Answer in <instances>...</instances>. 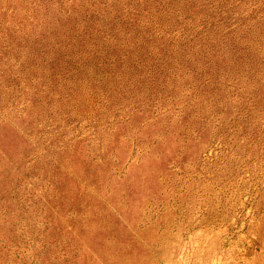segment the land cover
<instances>
[{
    "label": "rangeland",
    "instance_id": "rangeland-1",
    "mask_svg": "<svg viewBox=\"0 0 264 264\" xmlns=\"http://www.w3.org/2000/svg\"><path fill=\"white\" fill-rule=\"evenodd\" d=\"M84 9L0 0V264H264L262 116L186 106L152 61L80 60Z\"/></svg>",
    "mask_w": 264,
    "mask_h": 264
},
{
    "label": "trees",
    "instance_id": "trees-1",
    "mask_svg": "<svg viewBox=\"0 0 264 264\" xmlns=\"http://www.w3.org/2000/svg\"><path fill=\"white\" fill-rule=\"evenodd\" d=\"M81 2L87 7L84 20L70 26L75 29L66 44L78 45L80 60L113 56L152 61L153 69L190 78L186 106L206 104L213 113L230 106L238 118L264 119V0ZM67 56L75 54L68 51ZM84 68L98 71L90 62Z\"/></svg>",
    "mask_w": 264,
    "mask_h": 264
}]
</instances>
